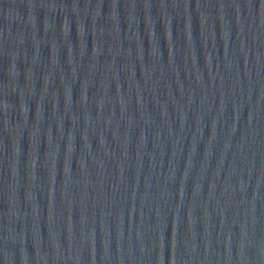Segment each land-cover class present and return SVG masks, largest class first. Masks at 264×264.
Here are the masks:
<instances>
[{"label": "water", "instance_id": "95a60500", "mask_svg": "<svg viewBox=\"0 0 264 264\" xmlns=\"http://www.w3.org/2000/svg\"><path fill=\"white\" fill-rule=\"evenodd\" d=\"M0 264H264V0H0Z\"/></svg>", "mask_w": 264, "mask_h": 264}]
</instances>
